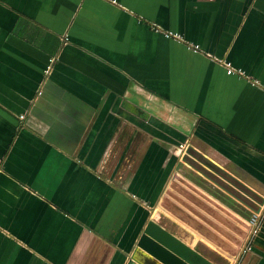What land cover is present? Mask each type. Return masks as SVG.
<instances>
[{
	"label": "crops",
	"instance_id": "crops-1",
	"mask_svg": "<svg viewBox=\"0 0 264 264\" xmlns=\"http://www.w3.org/2000/svg\"><path fill=\"white\" fill-rule=\"evenodd\" d=\"M189 142L264 194V0H0V264H126L151 220L232 264L155 216Z\"/></svg>",
	"mask_w": 264,
	"mask_h": 264
},
{
	"label": "rangeland",
	"instance_id": "rangeland-1",
	"mask_svg": "<svg viewBox=\"0 0 264 264\" xmlns=\"http://www.w3.org/2000/svg\"><path fill=\"white\" fill-rule=\"evenodd\" d=\"M155 212L158 222L211 255L227 256L232 264L254 229V213L182 162Z\"/></svg>",
	"mask_w": 264,
	"mask_h": 264
},
{
	"label": "water",
	"instance_id": "water-1",
	"mask_svg": "<svg viewBox=\"0 0 264 264\" xmlns=\"http://www.w3.org/2000/svg\"><path fill=\"white\" fill-rule=\"evenodd\" d=\"M180 160L252 213L264 215V194L215 161L192 142L183 147ZM249 242L250 238L234 264L240 263ZM126 264L214 263L159 223L151 220L133 252L129 254Z\"/></svg>",
	"mask_w": 264,
	"mask_h": 264
},
{
	"label": "built area",
	"instance_id": "built-area-1",
	"mask_svg": "<svg viewBox=\"0 0 264 264\" xmlns=\"http://www.w3.org/2000/svg\"><path fill=\"white\" fill-rule=\"evenodd\" d=\"M166 35H168L170 37H173V38H175L177 40L181 39V36L179 34H177V33H174V32H168ZM190 47L193 48L195 51H199L200 50V46L199 45H190ZM220 62H221V64L224 65V67L226 68L227 73L229 75L238 74L239 76H242V77L246 76L245 75V71L243 69H241V68L234 67L231 61H228L227 59H221ZM263 216L264 215H260L259 213L258 214H256V213L253 214V217L251 218V224L253 225L254 229H253L252 235L250 236V242H249L246 250H251L252 249V247H251L252 238L257 233L258 228H259V226H260V224L262 222Z\"/></svg>",
	"mask_w": 264,
	"mask_h": 264
}]
</instances>
